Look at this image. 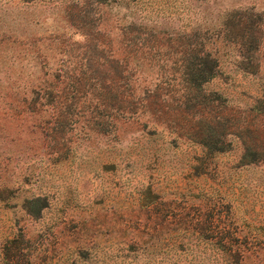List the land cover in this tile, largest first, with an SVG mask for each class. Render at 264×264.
<instances>
[{
    "label": "rangeland",
    "instance_id": "1",
    "mask_svg": "<svg viewBox=\"0 0 264 264\" xmlns=\"http://www.w3.org/2000/svg\"><path fill=\"white\" fill-rule=\"evenodd\" d=\"M263 97L264 0H0V264H264Z\"/></svg>",
    "mask_w": 264,
    "mask_h": 264
},
{
    "label": "trees",
    "instance_id": "2",
    "mask_svg": "<svg viewBox=\"0 0 264 264\" xmlns=\"http://www.w3.org/2000/svg\"><path fill=\"white\" fill-rule=\"evenodd\" d=\"M240 44L242 47H244V34L241 35L240 37ZM246 53V50H244ZM242 53V52H240ZM241 56L244 58V55L241 54ZM197 62V61H196ZM216 68H217V60L216 58L214 59L212 52H207L206 54H203V59L202 61L200 60L199 63H193L188 69V76L190 77L187 81V87L185 88H190L192 90H197L200 88L201 84H204L206 82H208L210 79H212L215 74H216ZM115 69V68H114ZM243 71H251L253 69H255V67L253 68V66H242L240 68ZM114 74H117L118 76L112 78V80L106 81V82H99L97 81H92V83H90V87L94 88V90H96L97 94H95L93 97V99H91V101H95V105H94V109H98V108H103V112L108 111L109 113L112 114L110 115L111 118L117 122H125L127 120H129L130 116L133 115L134 111H135V106H133V103L128 105L126 102V91H127V84L126 82L121 80V70L119 69H115L113 71ZM82 84V88L86 87L87 84L85 82L80 83ZM64 91L61 92V94L57 97V101L55 103H57L58 107L60 108L61 106H73L78 104V102L81 100L80 98H77L75 95H71L69 97H65V94L63 93ZM48 95L50 97H53L51 93H48ZM209 98H212L210 100H215V101H220V98L218 95L214 94V93H209L208 94ZM192 97H190L188 100H191ZM196 98L193 99V101H195ZM52 104V103H50ZM223 105V107L225 109L226 108V102L223 101L221 103ZM56 105V104H55ZM193 107V106H192ZM258 110H260L261 112L264 111V97L263 100L260 102L259 108ZM103 114V113H102ZM58 115V114H57ZM98 116L101 115V113H97ZM128 115V118H126V116ZM60 118L57 121L54 122H59ZM206 121V120H204ZM202 121V122H204ZM201 121H198L197 125L200 124ZM112 124H114L112 122ZM222 124L224 126L229 127L228 126V121L224 120L222 121ZM238 127V126H237ZM224 134H227V131L224 132ZM208 137H211L212 133H208L207 134ZM203 141H205V144H209L208 141L204 140V138H202ZM244 149H245V155H243L242 159L243 161L246 162H254L256 160L259 159H263L264 157L259 156L260 152H254L252 154H249L252 156V159H248V153H250L252 146H248L246 144H244Z\"/></svg>",
    "mask_w": 264,
    "mask_h": 264
}]
</instances>
